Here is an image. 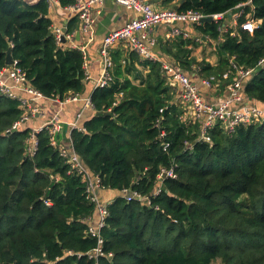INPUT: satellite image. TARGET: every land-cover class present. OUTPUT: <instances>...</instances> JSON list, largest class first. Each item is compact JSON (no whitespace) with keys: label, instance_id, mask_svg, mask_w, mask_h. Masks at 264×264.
<instances>
[{"label":"trees","instance_id":"1","mask_svg":"<svg viewBox=\"0 0 264 264\" xmlns=\"http://www.w3.org/2000/svg\"><path fill=\"white\" fill-rule=\"evenodd\" d=\"M58 1L63 8L76 4ZM49 6L48 0H0V67L11 49L30 85L45 97L83 96L84 55L57 42ZM238 8L236 28L226 18L193 27L200 42L214 47L215 65L194 57L195 37L177 36L160 49L191 79L219 82L217 91L203 90L208 102L228 95L237 69L253 70L243 93L261 105L264 0H181L176 7L206 17ZM249 21L256 24L253 34L241 27ZM79 22L77 15L66 33H75ZM111 59L112 81L91 95L95 115L83 131L71 133L83 165L101 179L99 198L109 211L102 230L106 256H88L98 246L89 233L98 212L83 177L46 130L36 135V153H28L32 129L12 130L24 111L0 93V264H264V122L232 134L219 124L211 143L198 141L201 124L182 119L187 111L160 62L122 46ZM212 94L217 96L208 100ZM163 169L177 178L160 182ZM108 194L113 199H105ZM129 194L141 199L128 201Z\"/></svg>","mask_w":264,"mask_h":264},{"label":"built area","instance_id":"2","mask_svg":"<svg viewBox=\"0 0 264 264\" xmlns=\"http://www.w3.org/2000/svg\"><path fill=\"white\" fill-rule=\"evenodd\" d=\"M24 1V0H19ZM49 4L51 0H48ZM106 0H78L74 10L80 19V27L78 32L89 35L87 42L84 45H79L75 41L76 33H66V30L57 29L55 36L57 42L68 43L72 48H77L82 51L85 58V71L88 65V49L95 40V21L91 15L93 5L101 4ZM117 4L123 6L129 11L135 12L136 18L129 21L125 26L116 29L104 38L103 45L100 48V56L102 57V69L100 77L96 80L95 89L104 88L112 81L113 61L111 59V51L122 46L126 49H131L138 53L143 59L154 62H160L164 70L168 82L176 88L179 93V101L185 107L186 113L183 118L193 124H201L199 130L198 141L203 143H211L212 138L210 132L217 126L221 125L224 131L232 134L235 130L243 125L248 126L252 123L264 122V109L254 101L249 100L243 93L244 82L250 79L253 75V70L243 71L237 69V77L228 86V95L218 99L216 103L208 102L204 99L203 90L199 85L194 83L190 76L183 71L176 63L164 61L153 52V47L157 41L153 37V31L160 27L166 26L170 28L169 37L174 38L183 36L184 38H192L189 31L181 29L180 24L188 25L193 28L195 25L202 24L206 16L199 12H179L176 8L156 9L152 0H113ZM181 0H174V3H179ZM251 1H249L250 3ZM225 14H218L212 17L214 21L225 19ZM237 16V15H236ZM240 17V13L238 14ZM241 27L253 34L256 29V24L252 21L242 24ZM197 38V37H196ZM199 42V38L197 39ZM261 64H264L262 60ZM87 80L90 79L87 73ZM225 79L229 78V74L224 75ZM219 83V82H218ZM213 85L209 80L202 81V85L208 90H216L219 84ZM0 93L3 97L9 100H15L20 103V109L24 111L21 120L16 122L12 130H21L29 128V124L35 119L44 116L43 109L40 105L41 101H55L61 106L69 103L83 102L84 107L77 114L76 121L71 123V133L73 130L83 131V125L80 123L83 113L87 109H93L91 96L84 98L83 96H73L64 101L49 99L42 93L33 88L28 82L26 73L19 67L18 62L14 60L13 64L0 67ZM48 131L51 137V144L59 149L61 156L68 161L72 171L81 175L87 185L88 198L96 205L98 212V221L90 227L89 233L96 237L98 246L93 251L88 253L90 259L99 261L106 254L103 251L102 245V230L106 225V220L109 216L108 205L101 203L99 198V190L101 189V179L97 175H93L82 163L77 155L72 141L71 135L66 143L57 141L56 135L62 130V122L59 115H55L47 121L40 129L33 130L31 138L28 140V153L34 155L38 148V140L36 135L42 131ZM11 132V131H9ZM165 145V149L168 148ZM191 149V145H187ZM177 178L174 170L163 169L158 176V180L163 182L164 179ZM161 192L158 188L156 194ZM127 200H132L133 197L139 198L138 194H129ZM141 199V198H139ZM72 254V253H69ZM113 255L108 254L111 258Z\"/></svg>","mask_w":264,"mask_h":264},{"label":"crops","instance_id":"3","mask_svg":"<svg viewBox=\"0 0 264 264\" xmlns=\"http://www.w3.org/2000/svg\"><path fill=\"white\" fill-rule=\"evenodd\" d=\"M26 1L28 3L34 4L40 0H26ZM83 1H89V0H83ZM76 2H78V0H76ZM152 3L156 9H168V8L178 7V3H174L171 0L170 1L169 0H152ZM74 8H75V5L67 7V8H63L58 0H51L50 6H49V17L51 18L53 22L54 33L57 29L66 30L69 22L77 16V13L74 10ZM91 15L95 21V25H94L95 40H94V43L91 45V47L88 49V60H87L88 68H87L86 73L88 77H90V79H88L87 90L85 94L83 95L84 98H88L92 95V92L95 89L96 80L100 77L101 69H102V57L100 56V48L103 45L105 36L109 34L110 32L125 26L129 21L136 18L137 16L135 12L125 9L123 6L117 4L113 0H106L105 2L101 4L93 5L91 9ZM232 19H233V25L236 27L238 25V22H237L238 14L237 16L234 15ZM179 26L181 29L189 31L191 34V37L196 36L194 29L191 28L190 26L183 25V24H180ZM79 27H80V22H79ZM75 33H76L75 35L76 43L79 45H84L87 42L89 35H86L83 33L80 34L78 30L75 31ZM169 33H170V28L166 26H160L156 28L153 31V37L156 39L157 43L153 47L152 50L155 53V55H157L164 61L172 62V60L168 56L164 55L160 49L161 44H165L175 38V37L174 38L169 37L168 36ZM197 39H198V36H197ZM201 46H208L212 50H214V47L212 46V44L211 43L207 44L205 41L199 42L198 47H201ZM206 60L213 65L217 63V57L214 53L212 55V58H206ZM137 67L140 70H142L144 75L148 73V70H149L148 68L143 67L141 65H137ZM191 77H192L191 80L197 85H199L202 90L206 89L202 85V82L198 81L197 79H194L192 75ZM174 90L178 94V97H179V93L177 92L176 88H174ZM210 98L213 99L214 97L207 96L208 100ZM222 98H223L222 95L218 97L219 100ZM218 99H215L212 103H216ZM40 105L43 109L44 116H41L35 119L33 122H31L29 124V128L33 130H38L40 129V127H42L47 121H49L55 115H59L61 122H62V130L60 131V133H62L61 142L66 143L68 141L69 135H71L70 124L76 121L77 114L80 113L81 110L83 109L84 103L76 102V103H69L67 105L61 106L55 101L44 100L40 102ZM94 115H95V112L92 109L85 110L80 123L83 125L85 121L91 119ZM105 199L109 201L110 199H113V196H109L108 194V197H106Z\"/></svg>","mask_w":264,"mask_h":264},{"label":"rangeland","instance_id":"4","mask_svg":"<svg viewBox=\"0 0 264 264\" xmlns=\"http://www.w3.org/2000/svg\"><path fill=\"white\" fill-rule=\"evenodd\" d=\"M225 18H226V21L230 24L229 26L230 27H232V28H236L234 25H233V16H231V14H228L227 16H225ZM213 53H214V50H212L210 47H208V46H201V47H198V48H196L195 49V51H194V57L196 58V59H199L200 61H202L203 59H206V58H212V55H213ZM215 97V96H217V95H215V94H212V95H210V97ZM217 98V97H216ZM263 109H264V104H261L260 105ZM56 138H57V141H58V143L61 141V139H62V133H58L57 135H56Z\"/></svg>","mask_w":264,"mask_h":264},{"label":"water","instance_id":"5","mask_svg":"<svg viewBox=\"0 0 264 264\" xmlns=\"http://www.w3.org/2000/svg\"><path fill=\"white\" fill-rule=\"evenodd\" d=\"M241 12V8H238L236 10H234L233 12H231V16L237 15ZM213 21L212 17H206L205 19H203V22H211ZM63 42L65 43V39L63 40ZM14 62V58L12 56V50L9 49L7 52V58H6V65L10 66L12 65ZM14 132H16V130H14ZM7 134H10V132H8Z\"/></svg>","mask_w":264,"mask_h":264}]
</instances>
